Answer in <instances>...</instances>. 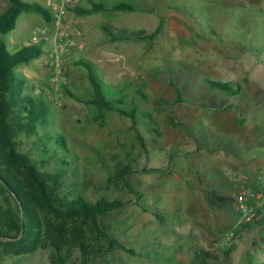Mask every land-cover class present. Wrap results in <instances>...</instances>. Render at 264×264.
I'll return each instance as SVG.
<instances>
[{"label": "rangeland", "instance_id": "1", "mask_svg": "<svg viewBox=\"0 0 264 264\" xmlns=\"http://www.w3.org/2000/svg\"><path fill=\"white\" fill-rule=\"evenodd\" d=\"M91 1L105 10L78 15L74 7L63 25L49 28L51 34L60 30L74 42L55 76L49 71L50 42L31 40L44 24L41 15L23 13L15 30L3 36L11 53L27 45L44 50L41 57L19 64L15 71L26 80L24 94L48 105V124L14 139L19 152L29 154L42 171L55 173L58 163L42 157L41 142L48 135L64 137L68 152H59V158L69 162L70 171L63 175L61 196L126 203L100 221L109 237L134 253L114 248L84 258L80 241L93 247H105L106 242L87 222L77 220L66 224L67 239L60 252L49 243L12 253L2 242L0 264H264V228L243 230L229 251L230 261L224 259L223 244L238 216L235 205L215 212L217 223L198 221L191 232L188 228L190 219L204 215L194 204L189 182L197 174L203 178L204 195L211 197L216 191L225 196L218 165L210 168L207 159L216 154L214 159L220 162L218 153L231 147L229 138L242 134L239 119L247 111L264 120L260 0H81L78 7L90 8ZM53 2L55 14L59 0ZM118 3L131 4L135 10L112 11ZM9 5L10 0H0V14ZM80 60L96 66L98 78L106 80L103 91L110 100L118 98L113 102L118 109H139L141 139L130 118L117 110L101 116L97 107L86 103L95 93ZM210 81L240 86L245 97L216 90ZM214 180L217 183L210 186ZM237 192L233 188L231 197ZM11 209L16 211L14 202L0 194V227L8 229ZM75 227L80 230L76 236ZM203 229L215 240L209 245L210 258L204 255V245L193 242L204 236Z\"/></svg>", "mask_w": 264, "mask_h": 264}, {"label": "trees", "instance_id": "2", "mask_svg": "<svg viewBox=\"0 0 264 264\" xmlns=\"http://www.w3.org/2000/svg\"><path fill=\"white\" fill-rule=\"evenodd\" d=\"M10 2L11 5L0 14V194L8 203L14 202L16 211L8 210L10 216L6 225L8 229L0 227V243L3 242L7 251L12 253L33 250L39 245H49V243L60 252L67 239L64 235L66 224L82 220L106 242L105 247H93L91 242L80 241L79 248L84 258L92 252L98 253L99 250L109 251L114 248L134 253L118 240L109 237L100 221L106 214L125 207L126 203L118 200L113 202L100 200L92 203L82 196L72 199L61 196L63 175L70 171L69 162L59 158V152H68L64 137L58 134L48 135L41 142L43 144L39 152L42 157L54 158L58 163L55 173L42 171L29 154L19 152L17 149V142L14 139L17 134H34L38 125L48 124V105L43 100H35L24 94L26 80L15 71L19 64L30 63L41 57L44 50L42 47L27 45L11 53L3 36L16 28L20 15L25 12L39 14L47 23L53 21V14L49 8L39 2L24 0H10ZM90 5V8L77 6L74 11L78 15H90L105 10L104 5L94 1H91ZM111 10L127 12L135 10V7L128 3H118ZM103 29L113 38L116 37L110 28L104 26ZM78 63L87 70L94 88L95 98L86 103L97 107L101 116L104 111L117 110L122 116L130 118L132 128L141 139L137 128L141 115L139 109L134 108L131 111L118 109L113 103L119 101L118 98L116 101L110 100L103 91L102 85L106 80L98 78L93 68L95 65L85 60H80ZM209 84L214 89L231 96L244 94L243 88L240 86L234 88L231 83L210 81ZM174 121L178 126H184L182 122L176 119ZM151 171L160 172L156 169ZM233 202L234 198L231 196L225 197L214 193L210 204L219 207ZM130 203L127 202V205ZM79 232L77 227L72 230L74 236ZM229 251L222 249L227 262L231 259ZM204 255L210 258L213 253L205 251Z\"/></svg>", "mask_w": 264, "mask_h": 264}, {"label": "crops", "instance_id": "3", "mask_svg": "<svg viewBox=\"0 0 264 264\" xmlns=\"http://www.w3.org/2000/svg\"><path fill=\"white\" fill-rule=\"evenodd\" d=\"M24 1L39 2L43 6L49 8L50 12L52 13L51 6L54 3L53 0H24ZM63 23L64 21L61 20L60 24L63 25ZM54 26H55L54 20L51 23H47L44 20V24L40 25L41 28H50V29L51 28L53 29ZM69 40L70 39H68V41ZM262 90L264 91V86L262 87ZM243 93H244L243 95L237 96V97L238 98L245 97L244 96L245 92ZM258 113L261 114L262 113L261 110H259ZM257 117L258 116H254L251 111L250 112L247 111V113L244 116L240 117L239 119V122L243 125L242 134H239V132H237L235 137L231 136L232 138L231 137L229 138L231 140V143H230L231 147L223 149L222 151L218 153L220 162L217 161V158L214 159L215 158L214 156H216V154L211 155L210 158L207 159L208 160L207 165L210 168L212 164L218 165V171H219L218 174L222 175V177L224 178V182H225V184L222 185V188L225 192V197L231 196V191L233 190V188H236L239 191L241 187H243L242 185L244 183L241 181H238L236 178L246 176L248 178L249 188H257L260 185V179L264 175L263 174L264 173V120L259 121L258 119H256ZM225 140L227 141L226 137H225ZM209 167L206 168L205 173L208 172V170L210 169ZM226 176L228 177V182L227 180H225ZM234 177L236 180L233 179ZM202 179L197 174H195L192 182H189L191 183L190 188L193 189V192L191 193V195H193L194 197V204L199 206L200 212H203L204 214L203 216L199 215L195 219H190L192 220V222L190 223L191 225L188 227L190 228V232L193 229V225L195 222L202 221V222H208V223H212V222L217 223V219H216L217 217L216 215H214L215 212H217L219 209L223 207L228 208L231 205H235L234 202L226 203V205L222 207L211 205L210 201L212 200V196L214 193H217V192L212 191L211 197L207 196V193L206 195H204L203 192L200 191V184H201ZM203 182H204L203 183V186H204L206 184V180L204 179ZM216 183L217 181L214 180L209 185L213 186ZM235 220H236V214H235L234 220L232 221V226ZM262 228H264V226ZM262 228L254 229L253 226H251L250 228L249 227L245 228L244 231L249 229L248 230L249 232H252V231L255 232L256 229H262ZM176 229L177 230L180 229L179 224ZM202 233L204 234V236L201 238H198V240L196 241L193 240V242L198 245H204L205 250L208 251L209 245H213L214 244L213 242L215 240L213 237L205 235L206 234L205 229L202 230Z\"/></svg>", "mask_w": 264, "mask_h": 264}, {"label": "built area", "instance_id": "4", "mask_svg": "<svg viewBox=\"0 0 264 264\" xmlns=\"http://www.w3.org/2000/svg\"><path fill=\"white\" fill-rule=\"evenodd\" d=\"M80 2L81 0H59L56 13L53 14L55 26H58L61 20L68 15L69 10L78 6ZM260 4L261 13L264 18V0H260ZM65 35L66 34L60 30L53 35L49 28H38L34 31L31 39L32 43L38 44L42 40L50 42L52 61L49 71L53 76L58 73L63 59L69 54L70 48L74 46V42L71 40L68 41ZM236 179L244 184L235 195L234 203L238 216L228 232L226 243L223 244L224 249L227 250H232L236 247L245 228L251 226L262 228L264 226V175L261 177L260 185L257 188L248 187L249 182L246 176Z\"/></svg>", "mask_w": 264, "mask_h": 264}]
</instances>
